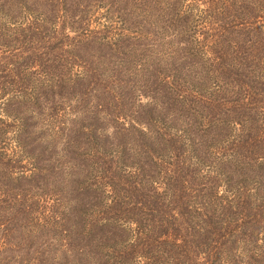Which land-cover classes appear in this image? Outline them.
<instances>
[{
	"label": "trees",
	"instance_id": "16d2710c",
	"mask_svg": "<svg viewBox=\"0 0 264 264\" xmlns=\"http://www.w3.org/2000/svg\"><path fill=\"white\" fill-rule=\"evenodd\" d=\"M95 13L105 24L88 30ZM113 23L133 42H111ZM160 24L175 27L170 73L134 123L100 133L95 107L64 133L60 103L42 104L68 76L55 59L92 74L75 42L103 62L147 51ZM0 264H264V0H0Z\"/></svg>",
	"mask_w": 264,
	"mask_h": 264
},
{
	"label": "rangeland",
	"instance_id": "374dc122",
	"mask_svg": "<svg viewBox=\"0 0 264 264\" xmlns=\"http://www.w3.org/2000/svg\"><path fill=\"white\" fill-rule=\"evenodd\" d=\"M200 11L202 13H200ZM200 11L198 13L195 10L194 19H196V22L194 24L197 25H195V31H197L199 39H204V44L208 43V45H210L212 40L215 39L212 35L218 32L207 29L208 27L206 25L208 23V18L205 19L204 17H207L206 9H204L203 6H200ZM197 15L198 17L196 18ZM221 18L223 19L221 25H223L226 23L225 11L222 13ZM103 24H105V19L95 13L93 17H90V20L85 27L88 30L98 31L103 28ZM120 27L121 26L114 23L113 25L108 26L109 32L111 31L108 37L112 40L111 42L116 43V40L118 39L123 42V44L132 43L133 39L130 37L134 33H129V31H125V33H123L121 32ZM160 27H148L149 32L151 31V34L155 37L157 34H162L161 36L164 38L162 41H158L157 39L153 42L149 41L147 51H143L142 53H139L138 51L130 52L127 48H125L124 50L121 49L123 52L122 54L117 53L109 60H103V62L95 61V56H93V54L98 50L97 42H91L88 45H85V41H81L79 43L75 42V48L78 50L76 52L79 53L81 58L83 54H86L84 58L88 61L84 62H86L85 65L88 68L94 70L92 74H88L86 70H83L82 67L76 65L77 62L70 65L69 62L71 59V53H69V55H64L63 58L57 57L55 59L64 62L65 66L67 65L66 69L68 76H66L63 81L64 86L62 88L61 95L56 94L55 90L51 91V87L46 86V102L42 104L44 110L47 107L46 111H50V101L53 97L54 100L60 103V109L57 112V117L60 119L58 120V124L60 127L64 128V133L69 126L77 128L81 123H86L88 120L84 117L85 111L94 113L95 107L99 111L98 117L100 121L102 120V123L105 124L104 126L97 125V128L104 129H100V133L103 131H105V133H111L113 126H115L116 123L123 125L132 122L134 123L136 120L134 110L136 109L137 104L140 102L144 106L150 101V98L145 95H148L147 93L153 89V86H151L152 80L156 79V82H160V79L170 73V66L167 67L168 63L164 61L162 57L165 53L166 41L173 40L176 36L175 29H172L175 27L166 28L161 26V24ZM73 31L74 29H71V31L66 29L63 31L62 29V32L64 34H69V37L75 36L76 33ZM200 32L205 33V35L203 36ZM29 34L30 32L28 31H24L22 33V35L26 36H29ZM151 34L149 36L150 38L153 37ZM46 35H51L49 29L47 30ZM25 41V39L20 40L18 47L25 50L27 46V42ZM20 55L21 58L18 60L20 63L30 61L28 54L25 52L20 53ZM81 65H83L82 62ZM37 69H41V67L36 65L35 67L30 68L27 73H32L33 77L38 78L40 74H36ZM113 77H115V79ZM90 78L92 82L97 81L100 83H107V90L104 95L100 93V91H102L101 88L93 84L91 80H89ZM118 81H121L122 83V94L120 92L121 86ZM88 82L89 84L85 88L84 85H87ZM46 84L50 86L49 83ZM115 84L117 87H115ZM36 85L37 88L34 89L35 95H40V93L44 94L42 90L38 89L40 84L36 83ZM199 89L208 90V87H203V85L199 84ZM116 100L117 102L115 103ZM97 103H99L98 106L96 105ZM99 108L101 109L99 110ZM30 109H33L32 106ZM25 116L29 117L27 114H25ZM136 116L139 117L137 114ZM60 136L61 138H64V134Z\"/></svg>",
	"mask_w": 264,
	"mask_h": 264
}]
</instances>
